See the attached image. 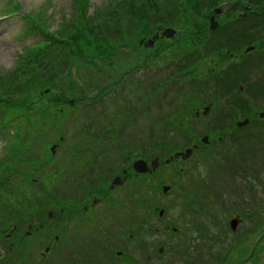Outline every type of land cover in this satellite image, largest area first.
Returning a JSON list of instances; mask_svg holds the SVG:
<instances>
[{
	"label": "rangeland",
	"instance_id": "1",
	"mask_svg": "<svg viewBox=\"0 0 264 264\" xmlns=\"http://www.w3.org/2000/svg\"><path fill=\"white\" fill-rule=\"evenodd\" d=\"M16 1L19 2L20 7L26 8L32 19H34L33 16H37L42 27H47L44 30L54 39V42H49L47 45L38 47L45 43L42 40L44 37L43 33L38 30H32L30 33H27L26 30L28 29L21 18L19 19L15 14L10 17L5 15V10L9 7L8 0H0V18H2L0 20V99L3 101L8 99L18 101L19 99L28 100L29 98H33L36 101V106H33L30 114L32 119H28L27 113L20 110L18 106H12L13 121L18 117L23 122L32 123L33 128H38L41 124L39 123L41 119L38 117L40 111L37 106H48V104L41 101L53 96L54 92L63 94L67 100H73L72 94L74 95L75 93L78 95L87 93V95L93 97L100 91L107 89L108 87L105 86L110 83L115 82V85L118 83L117 85L120 86L119 88L115 86L114 89L116 90L113 93L104 96L102 99L105 102V106H100L96 110H93L90 106L84 110L77 111V105H80L78 100L77 105L75 103L72 105L76 106L72 110L66 107L69 106L67 104L63 105L62 103L54 102L49 107L50 114L48 116L50 115L51 118L48 119L46 117L48 108H45L43 117L46 123L59 119L61 122L64 111L67 109L68 111L64 115L63 120H68L73 124L66 127L62 121V139L59 138L60 136L54 132L51 126H47L49 131H47L46 136L43 135L41 137L38 145L34 146L35 150H30L36 155L32 156L30 161L38 160L37 156L41 157L45 153V158L42 160L43 163L35 166L30 172L33 177L39 175V178L40 175L45 174L49 177L45 178V175L43 178H39L40 183H37L38 185L43 184L49 192L50 190L52 191V188L53 190L59 189L66 192L63 185L64 180L53 175L62 176L63 167L68 173L70 172L68 176L66 175V178H72L81 169V165H86L94 157L100 159L99 156H103L102 153H99L98 156L87 152L91 147L94 149L97 147L98 150L108 152L104 158L106 157L108 158L107 161H110L108 171L111 174L107 178H103L108 180L107 184H110L114 175L118 174L122 176L123 172L120 166L122 164L120 162L125 166L128 162L127 155H124V153L129 152V149L127 150L125 145L131 149L132 157H135L137 156L136 153H141L142 150L151 153L157 151L158 146L154 147V145L160 139H166L163 142L169 143H171L170 141L173 138H176L179 142L182 141L183 135L178 136L175 134L177 133L176 129H179L178 122H174V124H177L175 128L163 129L164 122H171L174 119L178 120L177 106H159L157 104V100L160 99V96H163L160 92L161 89L155 91L158 97L150 95L153 98L152 102L149 99L146 101L147 97L145 99V95L141 94L140 86L143 87L148 82L146 80L149 77L148 70L154 72V69L160 67L161 69H165L166 73H173V80L174 78L180 80L179 88L183 89V92H186L185 89H190L188 88L189 86L186 87L183 83L189 84V82L186 77L184 79L182 76H187V73L191 75L194 71L203 72L206 69V65L215 66L219 61L218 58L212 57L214 58L212 59L208 57L204 61V65L200 66V69L193 68L184 65L180 60L187 50L196 45L189 41L190 38L181 35L179 38L173 39L166 33L163 37L154 39L152 46H149L148 43L144 46L136 43L135 40L128 43L129 36L122 37L119 33L112 31L109 38L111 44L116 45L115 50L112 51L113 54L110 56L108 52H104L102 58L105 59L100 60V58L95 57L96 59H93L94 62H85L70 52V46L73 45L71 48L74 49V45L79 42L78 38L86 36L89 39H93L95 36L105 33V24L103 22L114 25L115 22H111V19L113 16H117V14H104L107 7L118 6L124 1L135 2V0H83L82 3L88 9L86 14L79 17L80 19L84 18V20H87L83 25L80 22L78 24H76V21L74 22L75 17L78 15V10L74 9L73 0ZM236 1L223 0L213 7H200L202 15L198 14L195 11L196 8L192 7L189 3L182 4L180 2L182 5L180 8L185 10L178 14L173 24L163 25V27L172 26L176 31L186 29L193 33L192 22L200 21L203 23V28L207 30L210 25L208 15L214 8L224 3V7H229L225 14L231 8H237L233 13V18L227 19L228 17H226L223 24L221 23V19L218 20V27L223 25L222 30H224V69L233 74L226 76L223 89H220V86H216L218 87L216 90L218 98L216 97L211 106L209 115L206 117L199 116L197 119L188 117L182 120L181 123V128L185 132L186 130L190 131L192 134V144L197 143L201 147L197 152L195 151L201 157V162L197 161L198 157L195 154L188 161L180 163V165L177 162L172 163L170 166L162 165L155 174H148L143 182L139 178H136L135 181L132 179L130 181L126 180V184L122 186L121 190L119 189V196L113 195L117 201H122L124 197L127 198L131 226L136 224L138 227L141 223L140 218L138 220L137 218L144 209L143 206H138V203L142 199L148 206L150 205V211H152L153 206H157V209L155 208L153 211H158L164 207L166 210L164 215H169L165 217V220H169L170 218L175 221L177 220V222L178 219L184 220V222H179V232L183 235L181 238H187L186 243H191L187 232L193 233L194 239L199 236V238L202 237L205 240L204 243L199 242L201 245L197 246L198 251L206 249L211 254L218 252L222 248V251L226 254L225 258L229 254L230 258L226 260L227 263L222 261L224 259L223 255L221 258L219 256L214 258V262L211 264H241V262L246 261L252 256L255 257L256 264H264V127L251 126L250 133L252 135L247 139L243 133H247L249 128L242 132L237 130L235 120L233 119L236 116L235 118L238 121L246 117L256 120L258 117L256 112L264 109V106H257L262 104V99L257 98V92L263 90L259 89V86H263L262 84H264V20L261 22L260 19L253 21L251 18L238 20L240 17H237V14L246 11L243 5H251V3L248 0H239V3L242 5L235 6ZM254 1L258 2V0ZM259 2L262 6H252L264 9V2ZM142 8H146L144 3ZM262 11L264 14V10ZM17 13H20V11ZM192 14L193 16H191ZM120 17L118 24L123 29L127 28V25L131 24L130 17L132 15L124 13ZM161 20L164 23L167 22L166 19ZM74 24L76 25L74 26ZM96 24L101 25L100 29L96 27ZM230 24L231 26H237V31L239 30L238 33L236 31V34H232L236 37L233 42L229 40V35L227 34V29L231 28ZM76 31L80 32L78 36L72 34ZM161 32L162 29L153 31L146 36L145 42H147L148 38L152 39L153 34H161ZM244 36L246 37V43H254L256 46L254 50L245 51L246 46L249 44L243 41ZM197 47L200 50L203 49L202 45H197ZM227 50L229 54L226 53ZM230 53H232V56H230ZM237 63H241L242 68L236 66ZM149 65L152 66L151 69H149ZM138 66H141V68L136 70ZM157 70L160 72L158 68ZM157 70L151 75L152 78H158ZM144 75H146V79L142 78ZM140 78L144 81L141 85L139 83ZM73 82H76V85L74 86L75 89L72 90L71 86ZM133 82L135 85H133ZM241 84L244 86L243 91L239 89V85ZM46 89H48V92H45ZM174 89L176 91H172L173 93L180 92L178 87H174ZM191 92L204 101L212 94L213 90L210 87H206L204 90L196 91L193 89ZM127 94L128 96L132 95L131 100L127 99ZM243 96L245 97V101H247L245 104L252 106L239 107V105L234 103L235 100L238 103H243ZM178 97L184 98V94ZM115 98H118V102H120L118 105L114 102ZM162 100L160 99L161 103L167 102V100L164 102ZM145 102L148 103L145 104ZM87 104H89L88 101L86 104L83 103L82 106ZM124 105L128 109H125ZM2 106L0 104V108ZM231 108L236 109L235 111L239 115H229L228 110ZM224 109L228 110L225 111ZM2 118L3 113L0 109V124L3 122ZM215 120L220 122L221 125L219 124L218 128L222 129V131L214 129L206 131L208 127L217 124ZM98 128L103 130L99 137L95 136ZM153 128L155 132H152ZM223 129H225L227 134L224 135V144H227L224 149L216 151L215 148H209L208 145H203L199 142L200 138L207 134L210 144L214 143L213 141L216 140L218 134H224ZM259 129L262 131V136L259 133ZM231 133L234 136L237 133L238 141L236 143H228L235 140L233 137H228ZM79 135L83 137V140H80L81 137ZM47 143L52 145L53 152L51 154L45 150V144ZM79 143L80 148H83L81 151H79ZM4 144L5 141L0 138L1 158H3L4 154ZM200 150H204V152H200ZM206 152L212 155L201 156ZM162 153L165 152L162 151ZM74 154L77 155V158L71 159L70 156ZM168 154H163L161 159L165 158ZM81 156L84 158L80 161ZM124 156L126 158L123 160ZM146 156L148 154L143 153L140 158H147L148 161L153 159V156ZM209 157H214V160L207 159ZM57 164V170L54 173ZM218 165H221L222 168L224 165V168H219L222 169L219 171L216 168ZM180 167L182 168L178 170ZM88 169H91L90 173L94 171L100 174L104 171L99 168L97 163H92V167L85 168L80 174L84 176ZM130 172L132 173V170ZM96 176V174H92L94 180ZM80 179H84V177ZM162 183L172 185V190L165 195L158 191ZM174 190L180 193V197L177 196L178 194L173 196ZM187 191L189 193H186ZM40 192L47 195L43 190L37 189L25 197V202L31 194L29 202L32 205L41 203L43 200L39 194ZM91 195L94 198L93 193ZM65 196L72 200L74 198L71 195ZM223 202L224 206H222ZM16 203L14 197L10 195L3 200V208L2 211L0 210V230L8 221L12 220L11 223H13L17 218L26 219L28 217V215L21 216L16 215V213L13 215L15 208L18 206ZM105 203H108V201L106 200ZM193 205L195 207L192 208ZM183 210H189L188 218ZM256 211H258V214ZM38 214H35L33 218L28 217L26 220H21L24 230L19 231L18 234L6 237V231L0 232V245L6 246L3 247L0 253V261L6 254H12L9 249L10 242L15 243L17 247L21 245L24 241L25 230L28 228L25 225L27 220L34 219ZM111 214L113 215V213ZM236 214H239L240 221L236 226V230L233 231L229 227V220ZM31 215L33 214L29 216ZM113 216L116 218L113 222L120 224L121 218L118 215ZM213 218H216L214 221L218 223L216 227H211ZM108 220H111V218L106 219V221ZM36 221L37 219L34 222V227L37 225ZM144 222V224L151 227L152 223L157 224V218L153 221L145 219ZM203 225H206V230L204 231L200 230V226ZM220 226H224V230L221 231ZM35 235V232H33L32 238ZM145 237L149 241L152 234L146 232ZM29 240L30 238L27 239L26 243ZM86 241L94 242L92 236H87ZM42 242L40 251L43 252L48 243L45 234L43 235ZM49 242L53 243L52 239ZM127 246H125L124 250L128 253H124L125 257L123 261H125L124 259L127 257V254L130 262L131 259L133 261L144 260V255L148 252L147 250H145L146 252L143 251L141 256V248H137V245L128 244ZM190 246L191 244L183 245L180 248L179 258L170 260L171 256L169 255L166 258L167 261H170L169 264H198L191 255ZM262 246L263 248H261ZM148 254L152 255L154 251H150ZM16 260L19 261L20 256ZM21 263L25 264V261ZM35 264L40 263L37 262ZM42 264L44 263L42 262Z\"/></svg>",
	"mask_w": 264,
	"mask_h": 264
},
{
	"label": "flooded vegetation",
	"instance_id": "2",
	"mask_svg": "<svg viewBox=\"0 0 264 264\" xmlns=\"http://www.w3.org/2000/svg\"><path fill=\"white\" fill-rule=\"evenodd\" d=\"M228 8H224V19L226 17H228L227 19L233 18V13L237 9L231 8V10L225 14ZM254 10L256 11L254 13L255 16L249 18H256L263 21L264 14L262 10L264 9L254 8ZM221 15H216V19L218 20ZM246 16V11L237 14V17L244 18ZM227 51L226 53L229 54V51ZM230 54V56H232V53ZM236 66L242 68L241 63H237ZM230 74L233 73L225 71L224 69V80H226V76ZM262 85L263 86H259V89L263 90L257 92V98L262 99V104L257 106H264V92H262L264 91V84ZM239 89L243 91L244 86L242 84L239 85ZM243 99L244 102H241L240 106H252L245 104L247 101H245L244 96ZM261 111H264V109L256 112L258 117L254 120V126L264 127V117L260 116ZM95 163H98L101 168H104L105 164H107V167L109 166L110 161L103 158L98 162L95 161ZM84 168L87 167L81 166L79 171H83ZM79 174L80 173H77V175ZM137 176L140 179L144 178L136 173L129 174L127 172V175L123 177L122 184L113 186L109 184L106 187L98 185L101 180V177H98L94 180L98 182L95 183L92 181L90 185L94 191L90 193L89 186L82 188L79 190L81 199L77 201H73L74 199L72 200L65 196L67 195L65 191L59 192V198H54L50 201L43 200L42 203L47 204L38 208L40 214L33 219L34 222L37 219L36 222L38 227H33L35 224L34 222L31 225L29 224L28 228L30 230L23 236L24 241L21 243L23 245L17 247L15 243L10 242L9 249L12 254H6L3 256V259L11 256L12 264H24L21 263L24 261L25 264H35L37 262L40 264H42V262L44 264H125V261L128 259V254L124 259L125 261H123V258L125 257L124 253L128 252L124 250V248H126L125 246L128 244H131L132 240L136 237L140 239V244L143 245L144 250H147L148 252L154 250L157 251V253L154 251L155 253L152 255L148 254V252L144 255V259L147 261L145 264H159V260L161 261L162 259L165 262H170L166 259L169 255L171 256L170 260L179 258V250L186 244L187 240L184 239V237L181 238L183 235L179 232L180 227H177V230L174 229L175 225L173 226V224H170L169 220H164L163 216L159 215L157 216V224L152 223L151 227L148 226L152 237L151 240L147 241L145 237L146 230L143 223H140L138 227L136 224L133 226L130 224L129 202L127 198L124 197L122 201H117L114 198L113 194L119 196L122 188L121 186L126 184V180L130 181L132 179L135 181ZM81 177L82 176L79 175V178ZM107 177L108 175L105 176V178ZM103 180L106 181L107 179L103 178ZM63 185L66 190V183L64 182ZM92 193L97 197L92 198ZM177 194L179 196V193ZM106 196L111 197V203H105L107 200ZM111 213H113V215H118L121 218L120 224H115L113 222L116 218ZM109 217L111 220L106 221ZM145 219L146 218H141L140 221L144 222ZM182 222H184V220ZM17 229V225L13 224L11 231H16ZM32 230H35V240V237L32 238ZM187 233L190 237V242L193 243V233ZM10 234H13V232L6 233V237H9ZM44 234L47 236L48 243L42 252L40 251V247L43 243L42 238ZM87 236H92L94 242L86 241ZM28 238H30V240L26 243ZM50 239H52L53 243L49 242ZM124 241L126 242L124 243ZM187 244L189 245L190 243ZM3 247L6 246L1 244L0 253ZM158 247H164V250L159 251ZM19 256L20 260L17 261L16 258Z\"/></svg>",
	"mask_w": 264,
	"mask_h": 264
},
{
	"label": "trees",
	"instance_id": "3",
	"mask_svg": "<svg viewBox=\"0 0 264 264\" xmlns=\"http://www.w3.org/2000/svg\"><path fill=\"white\" fill-rule=\"evenodd\" d=\"M219 1H223V0H135V2L124 1L122 4H120L118 6L107 7L106 11L104 12V14H106V15L117 14V16H113V18L111 19V22H115L114 25H109V24H107V22H103L105 24V28H104L105 33L95 36L93 38L94 40L89 39L86 36L83 38H78L79 42L76 43V40H75L76 44L74 45V49L71 48L73 45L70 46L69 49L73 55H77L79 58L83 59L85 62H88V61L94 62L93 59H96L95 57H98V58H100V60H103V59H105V58H102V54L104 52H108V55L111 56L113 54L112 51L115 50V48H116V45H114L113 43L111 44V40L109 38V35H110V33H112V31L119 33L122 37H124L126 35L129 36V40H128L129 42L126 41L128 43L133 42V40H135L137 43L139 38L148 36L150 33H152L155 30L163 29L165 27V26L163 27V25L173 24L175 18L178 16V14L181 11L185 10L183 8L182 9L180 8L182 6L180 4V2L182 4L189 3L192 7L196 8L195 11L198 14H201L200 9H199L200 7H205V6L213 7ZM259 1L264 2V0H258V2L254 1V0H248V2L251 3V5L262 6V4ZM239 2L240 1L237 0L234 5L235 6L242 5ZM75 3L76 4H74L73 7L75 10H78L77 11L78 15L75 17L74 22L76 21V24H78V22H80L83 25V24H85V21H87V20L86 19L84 20V18L80 19L79 17H82L84 14H86L88 9L85 8L83 3H79V1H75ZM143 3L146 6V8H142ZM263 7H264V5H263ZM243 8H245V5H243ZM124 13H129L132 15V17H130L131 24L129 26L126 24L127 28H125V29L120 27V24H118V22L120 21V18H121L120 15L124 14ZM250 14H252V13L250 12ZM191 16H193V14ZM161 19H166L167 22L164 23V22H162ZM134 20H135V22H133ZM90 21H91V18H90ZM76 24H74V26ZM192 24H193V28L195 31H199L200 34L203 33V30L205 28H203L202 22L193 21ZM227 25H229V24L227 23ZM100 26H101L100 24H96V27L99 29H100ZM230 26H231V24H230ZM237 28H238L237 26L232 25L230 29L229 28L227 29V34L229 35V40L232 42L235 41V39H236V37L233 35L239 32V30L237 31ZM79 33H80L79 31H76L75 33H72V34H74L75 36H78ZM220 38L224 39V30H222L220 32ZM245 40H246V37L244 36L243 41L245 42ZM246 44H249V43H246ZM85 50H87V51H85ZM184 65L188 66L187 61ZM148 83L151 84V85L147 84L148 85L147 87L149 90H151V89L154 90L158 86V84H157L158 81L154 80V78L153 79L148 78ZM75 85H76V82H73V84L71 86L72 90L75 89V87H74ZM110 91H111V88L104 89L103 91H100L97 95H95L93 97L90 95H87V93L84 95H78L77 93H75L74 96H76V98L78 99V101H80L82 103V105H83V103L86 104L87 101L91 102V103L84 105V106H105V102H103L102 98L104 96H106L107 94H109ZM148 95H149V93H148ZM127 96H128V94H127ZM48 101H49L48 106H51V104L54 102H58V103L61 102L60 98L55 96V95L52 96L51 98H49ZM184 101H186V98H178L175 101V103L177 104V107H176L177 113L182 114L181 117L178 116L179 117L178 120L184 119L185 116L187 114H190V112H191V108H189V106H184V104H183ZM0 104L3 105L2 108H0L2 113H3V118H2L3 122H2V127L0 130V136L3 139H7L10 142L11 140L14 139V136H13L14 133H12L9 130H11L13 128H17V133L20 134V129L23 130L25 128H28L27 122H23L18 117H17V119H14V121H13L12 106H18V108L20 110L27 113V115L29 117L28 119H32L30 114H31V110H32L33 106H36V101L33 98H29L28 100L19 99L18 101H14L12 99H8V100L3 101L2 99H0ZM239 107H241V106H239ZM229 110H228L229 113L232 112L234 115H239L238 112L235 111L236 109L231 108ZM41 116L42 115L39 113L38 117H41ZM46 117H48V119L51 118L50 115L48 116V113L46 114ZM173 121H177V120L174 119ZM164 124H166V126H168L169 128H174L167 121L164 122ZM100 130H102V129L100 128ZM176 131H177V134H179V131L177 129H176ZM224 135H227L225 129H224ZM33 136H35L36 138H39L40 133L38 132V133L34 134ZM184 137L186 138V141L184 138L183 141L177 142L178 144H176V146H179L180 144L182 146H184L185 144L189 143V141H191L189 134L187 135V133H184ZM228 137L235 138V140L233 142H228L229 144L230 143H236V141H238L237 133L235 136L233 135V133H231L228 135ZM246 138L248 139V136H246ZM246 138H244V139H246ZM26 141L27 140H25L24 142H26ZM219 143L221 145L217 149V151L222 149L221 147L223 146L222 143H224V140H221V142H219ZM225 145H227V144H224V147H225ZM224 147H223V149H224ZM213 158L209 157L207 159L214 160ZM23 162H24V160H23ZM218 167L222 168L221 165L216 166V168H218ZM223 168H224V165H223ZM16 174H17V172H16ZM18 178H20L21 182L24 181V176L18 177ZM14 186L15 185H9L8 188L10 190H13ZM1 192H2V190H1ZM4 193H9V191H4ZM19 194H24V192L20 191ZM222 206H224V205H222ZM256 213L258 214V211H256ZM261 248H263V246ZM225 256H226V254L224 253V263H227L226 260H228V258H230V257H229V254H228V257L225 258ZM254 258L255 257L252 256L248 260L241 262V264H256V260H254Z\"/></svg>",
	"mask_w": 264,
	"mask_h": 264
},
{
	"label": "water",
	"instance_id": "4",
	"mask_svg": "<svg viewBox=\"0 0 264 264\" xmlns=\"http://www.w3.org/2000/svg\"><path fill=\"white\" fill-rule=\"evenodd\" d=\"M211 27L213 28V22H212V24H211ZM154 37H156V36H154ZM151 43V42H150ZM250 48H252V47H249L248 49H250ZM262 115H264V114H262ZM247 120H244V121H242V122H238V124L239 125H241V124H244L245 122H246ZM136 168L139 170V168H140V166H136ZM140 170H142V168L140 169ZM168 188V186H164V190H166ZM239 221H240V216L239 215H236V216H234L233 218H231L230 219V227L233 229V230H236V226H237V224L239 223Z\"/></svg>",
	"mask_w": 264,
	"mask_h": 264
}]
</instances>
